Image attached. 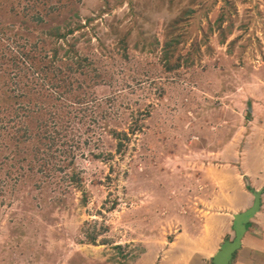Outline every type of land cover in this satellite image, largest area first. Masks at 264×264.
<instances>
[{"label":"rangeland","instance_id":"rangeland-1","mask_svg":"<svg viewBox=\"0 0 264 264\" xmlns=\"http://www.w3.org/2000/svg\"><path fill=\"white\" fill-rule=\"evenodd\" d=\"M233 166L264 189V0H0V264H163Z\"/></svg>","mask_w":264,"mask_h":264},{"label":"crops","instance_id":"crops-1","mask_svg":"<svg viewBox=\"0 0 264 264\" xmlns=\"http://www.w3.org/2000/svg\"><path fill=\"white\" fill-rule=\"evenodd\" d=\"M235 146V141L228 142L224 151L222 153L220 152V155H224L230 148ZM235 152L237 153V151ZM236 159L238 162L242 161L241 164L246 168V156L241 157L238 152ZM236 159H233V162H236ZM240 168L233 166L218 170L217 176L206 169L204 175L206 179L209 180V183L214 186V195L210 197V199L204 200V203L208 209L214 207V213L202 209L201 212L203 213V218L200 229L196 232L194 237L185 233L179 234L177 239L172 241L171 247L167 250L166 254L169 255L163 257V264H165V260L168 258H173V261L175 260L174 258L177 255L176 253H173V255L170 256L171 251L177 250L178 254H183L184 250L180 249V246L183 244H187L186 248H189L188 251L194 252L192 263L207 264V262L220 249L224 239L229 238L233 234V216L250 208L254 199L252 193L258 190L254 188V185L250 186V182L248 183L250 187L248 190L244 185L245 177L244 174L240 173L242 172L240 171ZM221 171H224V173L227 174L221 175L220 177ZM260 209L261 211L257 213V218H259L261 222L257 223L261 228L259 230H253L252 225L248 227V230L242 239V247L239 250L240 253L243 251H264V245L257 238L258 234H263L264 232V193L262 195V205ZM255 264L263 263L261 261H256Z\"/></svg>","mask_w":264,"mask_h":264},{"label":"water","instance_id":"water-1","mask_svg":"<svg viewBox=\"0 0 264 264\" xmlns=\"http://www.w3.org/2000/svg\"><path fill=\"white\" fill-rule=\"evenodd\" d=\"M264 189L254 191L253 204L247 210L235 214L233 225V238H227L224 240L220 249L212 257L213 264H232L235 258L236 252L242 247V239L248 230V226L256 214L260 211L262 198L261 195Z\"/></svg>","mask_w":264,"mask_h":264},{"label":"trees","instance_id":"trees-1","mask_svg":"<svg viewBox=\"0 0 264 264\" xmlns=\"http://www.w3.org/2000/svg\"><path fill=\"white\" fill-rule=\"evenodd\" d=\"M61 28L60 27H54L50 32H49V35H50V37H53V38H56V39H60V38H65L66 37V35L67 34H71L72 32H73V30L72 29H70V30H68L66 33H61V30H60ZM58 49L59 48H57V49H55V53L57 54V52H58ZM66 56H68L70 59H71V61H76L77 63H81V61H82V59L81 58H79V56H78V54H77V50L74 48V45H71L70 47H69V49H68V51L66 52ZM24 132H23V135H20V136H18V139L20 140V143L22 142H24V141H26V140H31V139H36V134H33L32 132H30L31 130H30V128H26V127H24ZM17 141V140H16ZM122 147V144H120V147L119 148H121ZM39 148V147H38ZM38 148L35 150V153H37L38 152ZM36 155H38V154H36ZM39 155H43V156H46V154L45 153H43V154H39ZM246 183H249L248 181L246 182ZM247 188H248V190H249V185L247 184ZM89 242H91V243H96V238H95V236H92L91 237V239H89ZM118 247H120V246H118ZM213 264V263H212Z\"/></svg>","mask_w":264,"mask_h":264}]
</instances>
